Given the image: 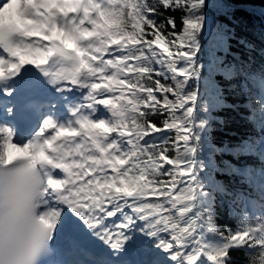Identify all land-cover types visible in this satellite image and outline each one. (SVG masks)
Here are the masks:
<instances>
[{
	"label": "snow or ice",
	"instance_id": "6c2138e0",
	"mask_svg": "<svg viewBox=\"0 0 264 264\" xmlns=\"http://www.w3.org/2000/svg\"><path fill=\"white\" fill-rule=\"evenodd\" d=\"M203 3L0 0V111L34 118L23 140L0 121V264L92 240L87 264H264V189L235 228L215 219L239 193L212 179L192 87L202 23L185 17ZM53 94L63 110L37 99Z\"/></svg>",
	"mask_w": 264,
	"mask_h": 264
},
{
	"label": "trees",
	"instance_id": "16d2710c",
	"mask_svg": "<svg viewBox=\"0 0 264 264\" xmlns=\"http://www.w3.org/2000/svg\"><path fill=\"white\" fill-rule=\"evenodd\" d=\"M185 18L202 23L189 62L206 106L212 179L239 193L235 205L218 197L215 219L235 228L244 200L264 189V0H204ZM246 251L233 250V264H244Z\"/></svg>",
	"mask_w": 264,
	"mask_h": 264
},
{
	"label": "rangeland",
	"instance_id": "374dc122",
	"mask_svg": "<svg viewBox=\"0 0 264 264\" xmlns=\"http://www.w3.org/2000/svg\"><path fill=\"white\" fill-rule=\"evenodd\" d=\"M188 63H189L190 68H191V66L194 65L195 62H194V61H191V62H188ZM191 73H192V71H191ZM193 73L198 74L196 68L193 69ZM260 183H261V182H258V184H260ZM141 258H142L141 255H140L138 252H136L135 250H130L129 253H127V254L123 257V259L129 261L130 264H131V262H135V261H137V260H139V259H141ZM119 259H120V258H119Z\"/></svg>",
	"mask_w": 264,
	"mask_h": 264
},
{
	"label": "bare ground",
	"instance_id": "6f19581e",
	"mask_svg": "<svg viewBox=\"0 0 264 264\" xmlns=\"http://www.w3.org/2000/svg\"><path fill=\"white\" fill-rule=\"evenodd\" d=\"M59 96V94H53L52 96H51V100L52 99H54L55 101V104H57V107H60L61 108V110H63V108H62V105L65 103H63L62 102V99H59V100H57V99H55L54 97H58ZM78 96V95H77ZM69 99H71V96L69 97ZM0 117H2V118H5L6 116L4 115V113L2 114H0Z\"/></svg>",
	"mask_w": 264,
	"mask_h": 264
}]
</instances>
